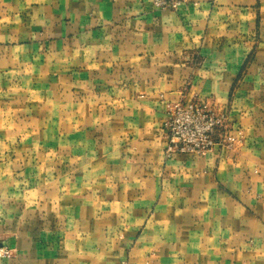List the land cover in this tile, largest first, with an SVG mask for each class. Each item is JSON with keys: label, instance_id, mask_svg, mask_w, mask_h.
Instances as JSON below:
<instances>
[{"label": "crops", "instance_id": "0c3cea01", "mask_svg": "<svg viewBox=\"0 0 264 264\" xmlns=\"http://www.w3.org/2000/svg\"><path fill=\"white\" fill-rule=\"evenodd\" d=\"M230 148L165 157L170 102ZM0 264H264V0H0Z\"/></svg>", "mask_w": 264, "mask_h": 264}, {"label": "built area", "instance_id": "2783aa9c", "mask_svg": "<svg viewBox=\"0 0 264 264\" xmlns=\"http://www.w3.org/2000/svg\"><path fill=\"white\" fill-rule=\"evenodd\" d=\"M180 1L154 0V3L176 8ZM208 105L201 101L184 104L180 100L167 105L163 120L166 158H170L175 153L200 155L217 146L229 147L224 143V134L221 129L223 111L218 108L215 110ZM5 252L3 248L0 249V255L9 256V253Z\"/></svg>", "mask_w": 264, "mask_h": 264}, {"label": "rangeland", "instance_id": "374dc122", "mask_svg": "<svg viewBox=\"0 0 264 264\" xmlns=\"http://www.w3.org/2000/svg\"><path fill=\"white\" fill-rule=\"evenodd\" d=\"M180 101H182L184 104H186L187 102H196V101L206 102L207 104H209L208 106L212 107L215 110L217 109V107L211 101H209L207 99L202 100V99H199V98H193L191 100H180ZM170 103H172V102H170ZM219 110H221V109H219ZM222 111H223V115L224 116H222L223 124H222L221 129H222V133L224 134L223 135L224 136V140H225L224 143L229 146V147H225V146L224 147L225 148H230L231 144H232V141L230 140V135H229V130H228V123H229L228 113H227V111H224V110H222ZM215 135H218V134L215 133ZM216 139H218V136H216ZM217 147H222V146H217ZM1 248H3L6 251L5 253H7V252L9 253V256L5 257V256L0 255L1 257L7 258V259L13 257L14 254H13V250L11 248H8V247L3 246V245L0 246V249Z\"/></svg>", "mask_w": 264, "mask_h": 264}]
</instances>
